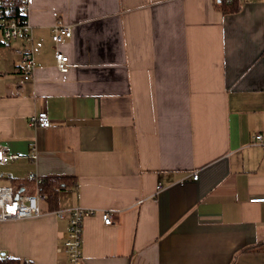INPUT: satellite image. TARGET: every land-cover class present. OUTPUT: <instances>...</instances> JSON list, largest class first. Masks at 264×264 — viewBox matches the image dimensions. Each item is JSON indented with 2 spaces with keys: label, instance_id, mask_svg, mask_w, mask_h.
<instances>
[{
  "label": "crops",
  "instance_id": "crops-1",
  "mask_svg": "<svg viewBox=\"0 0 264 264\" xmlns=\"http://www.w3.org/2000/svg\"><path fill=\"white\" fill-rule=\"evenodd\" d=\"M241 2L28 0L29 80L0 36V148L19 155L0 186L35 194L30 174L66 177L57 209L110 211L112 224L84 219V264H264V201L251 200L264 197V0ZM58 19L73 31L58 45L67 72ZM40 111L49 127L30 125ZM40 205L0 224V256L67 264L68 216Z\"/></svg>",
  "mask_w": 264,
  "mask_h": 264
},
{
  "label": "built area",
  "instance_id": "built-area-1",
  "mask_svg": "<svg viewBox=\"0 0 264 264\" xmlns=\"http://www.w3.org/2000/svg\"><path fill=\"white\" fill-rule=\"evenodd\" d=\"M73 35L72 28L58 19L52 26V39L56 44V66L59 71L67 72L70 69L69 56L58 48V45ZM0 36L4 42L19 43L16 51L20 54V65L23 69L24 78H32L34 70L33 50L30 46L32 36L28 23V0L18 2L17 0H0ZM30 125L39 127H49L51 119L47 111H40L31 115ZM252 143L264 147V133L258 132L253 136ZM19 155L9 154L5 149L0 148V164L17 159ZM32 157L36 158L37 154ZM198 172L193 174L194 179H198ZM29 177L34 179L37 186L43 183V178L34 174ZM159 183L157 191L162 189ZM46 199V194L37 192L35 194H16L11 186H0V224L7 219L27 218L42 214L40 201ZM252 201H264V197L253 198ZM140 199L138 203H142ZM100 211L105 224L113 223V215L104 209H94L92 207L74 206L72 208L57 209L55 214L59 217L68 216L67 238L63 245V250L67 254V264H84L83 258V231L85 217ZM264 252V245L261 247Z\"/></svg>",
  "mask_w": 264,
  "mask_h": 264
},
{
  "label": "trees",
  "instance_id": "trees-1",
  "mask_svg": "<svg viewBox=\"0 0 264 264\" xmlns=\"http://www.w3.org/2000/svg\"><path fill=\"white\" fill-rule=\"evenodd\" d=\"M21 2L23 0H17ZM218 8L223 13L238 12L242 8L241 0H216ZM72 181L66 177H46L43 178V183L39 187L41 194H46V200L49 203L50 209L59 208V194L61 190L71 187ZM0 264H21L18 259L5 258L0 256ZM27 264V263H26Z\"/></svg>",
  "mask_w": 264,
  "mask_h": 264
}]
</instances>
